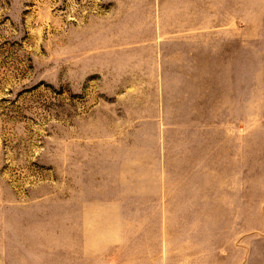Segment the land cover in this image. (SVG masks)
<instances>
[{
    "label": "rangeland",
    "instance_id": "rangeland-1",
    "mask_svg": "<svg viewBox=\"0 0 264 264\" xmlns=\"http://www.w3.org/2000/svg\"><path fill=\"white\" fill-rule=\"evenodd\" d=\"M0 264H264V0H0Z\"/></svg>",
    "mask_w": 264,
    "mask_h": 264
}]
</instances>
